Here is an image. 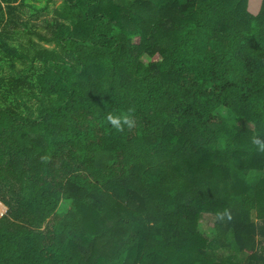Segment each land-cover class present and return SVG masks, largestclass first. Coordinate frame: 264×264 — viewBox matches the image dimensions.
Listing matches in <instances>:
<instances>
[{
    "label": "trees",
    "instance_id": "1",
    "mask_svg": "<svg viewBox=\"0 0 264 264\" xmlns=\"http://www.w3.org/2000/svg\"><path fill=\"white\" fill-rule=\"evenodd\" d=\"M57 1L0 0V264H264V0Z\"/></svg>",
    "mask_w": 264,
    "mask_h": 264
},
{
    "label": "clouds",
    "instance_id": "2",
    "mask_svg": "<svg viewBox=\"0 0 264 264\" xmlns=\"http://www.w3.org/2000/svg\"><path fill=\"white\" fill-rule=\"evenodd\" d=\"M105 120L107 124L110 125L111 129H113L116 133L131 131L137 124L134 107H129L123 111L115 110L108 112L105 116ZM251 143L255 146V150L257 152L264 153V138L254 136ZM217 218L221 221L225 218L231 220L232 216L230 211L225 209L222 212H217Z\"/></svg>",
    "mask_w": 264,
    "mask_h": 264
},
{
    "label": "rangeland",
    "instance_id": "3",
    "mask_svg": "<svg viewBox=\"0 0 264 264\" xmlns=\"http://www.w3.org/2000/svg\"><path fill=\"white\" fill-rule=\"evenodd\" d=\"M60 1L61 0H58L54 5L51 4L50 6V10L51 11L52 9H54V7L56 6H59L60 5ZM42 4V3H41ZM29 16V12L23 14V18H28ZM36 21L35 19H32V22ZM36 41L38 40L37 37L35 38ZM40 43H42V45L46 46V47H54L55 44L54 43H48V42H45V41H40ZM143 61H147V58L146 57H143L142 58ZM20 67H21V64H20ZM225 112V111H223ZM3 209H0V211H2ZM212 220V216H208V215H204L203 218L201 219V222H200V228L202 229L203 232L205 231H208L210 229L209 227V223L210 221Z\"/></svg>",
    "mask_w": 264,
    "mask_h": 264
},
{
    "label": "built area",
    "instance_id": "4",
    "mask_svg": "<svg viewBox=\"0 0 264 264\" xmlns=\"http://www.w3.org/2000/svg\"><path fill=\"white\" fill-rule=\"evenodd\" d=\"M0 205L4 208L2 211H0V216L3 215L6 211H7V206L2 202L0 201Z\"/></svg>",
    "mask_w": 264,
    "mask_h": 264
}]
</instances>
